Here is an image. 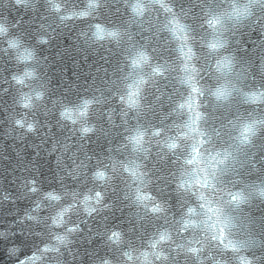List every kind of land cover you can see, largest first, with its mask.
Instances as JSON below:
<instances>
[{
    "label": "snow or ice",
    "instance_id": "1",
    "mask_svg": "<svg viewBox=\"0 0 264 264\" xmlns=\"http://www.w3.org/2000/svg\"><path fill=\"white\" fill-rule=\"evenodd\" d=\"M12 2L19 8L30 7L28 0ZM42 8L44 19L39 12L35 17L39 25L48 20L54 21L48 28L75 20L88 22L87 32L81 34L86 44L103 48L106 40L109 45L115 41L119 49L111 78L104 73L107 91L101 96L104 107L119 101L112 112L123 110L121 123L110 116L106 121L101 108L95 127L76 128L77 120L72 119L74 127L68 131L73 113L88 123L93 119L89 109L95 113L101 104L87 86L83 94H62L64 107L52 118L81 142L97 135L109 144L117 139L121 143L101 149L103 156L94 151V163L88 157L76 170L62 171L59 185L55 176L46 187L35 177L25 180L23 195L35 204L17 221L19 230L0 231L9 260L37 264L50 259V254L61 259L63 250L52 243L53 237L56 245L71 247L69 236L77 240L85 235L89 222L103 216L105 231L92 242L104 240L114 256H93L99 264H112V259L138 264L146 258L147 252H137L135 236L148 241L141 246L154 250L152 258L159 264L182 260L184 264H264V256L255 252L251 258L241 255L256 246L247 236L264 242V40L254 43L250 53L244 36L250 28L264 33V0H42ZM39 25L25 27L22 21L0 19V100L12 96V103L27 115L36 113L34 102L51 94L37 59L51 38ZM209 36L214 37L212 42ZM25 46L33 49L26 53L33 60L27 67L33 70L18 74L23 62L17 59L13 74L7 66L13 50ZM101 60L108 63L111 56ZM24 87L30 92L13 95ZM14 126L27 133L41 130L39 123L23 117ZM110 153L119 154L121 162L113 164ZM253 176L259 183L250 181ZM67 179L73 181L71 186ZM77 185L79 190L68 191ZM12 200L0 196V202ZM81 203L86 217L74 220ZM45 207L48 215L41 212ZM130 208L142 209L141 222L137 229L132 221V236L126 240L127 226L117 225L116 220H123V212ZM27 244L35 247L21 258Z\"/></svg>",
    "mask_w": 264,
    "mask_h": 264
},
{
    "label": "water",
    "instance_id": "2",
    "mask_svg": "<svg viewBox=\"0 0 264 264\" xmlns=\"http://www.w3.org/2000/svg\"><path fill=\"white\" fill-rule=\"evenodd\" d=\"M247 3V0H245ZM30 7L19 8L14 6L12 0H0V19H4L10 23L22 21L24 26L35 22L39 25V21H36L35 17L37 12L40 13L41 19H44V9L42 8V0H28ZM189 5L185 3V8ZM227 6H225L226 8ZM75 10V9H73ZM82 10V9H81ZM199 8L195 11L199 12ZM225 9H221L223 12ZM207 11V9H205ZM70 14V13H66ZM95 20L92 21L93 25ZM255 21H253L254 23ZM54 21L48 20L47 24L39 25V27L45 28L49 32L51 38L50 44L44 46L37 53V59L41 63L43 72L40 73L42 76L47 77L48 89L51 93L45 99V101L34 102L36 107V113L33 115H27L25 110L19 105L12 103V96H5L0 100V196H11L12 201L0 202V231H8L11 228H17L19 225L17 221L23 217V215L31 208L35 201H29L23 195V184L25 180H31L33 177L38 182H42L43 186L46 187L48 184L53 183V177H56V183L59 185V179L61 173H67L77 169V166L81 162H87L88 157H92L93 163L96 157L92 155L95 151L100 156L104 155L101 149L107 151V149L117 147L121 141L114 140L110 144L100 136L92 135L91 140L84 139L82 142L78 139H73L68 136V131L73 129L71 124L72 119L77 120L76 128L84 126L95 127V120L98 119L96 113L101 108L107 114L105 119L111 117V120L116 124H120L122 120V109L120 112H112L113 108H119V101H117L111 107L103 106L104 97L101 96V91H107L103 88V84L106 83L104 80V73H109L111 78L113 66L118 59L119 49L116 47V42L113 41L111 45L106 40L103 48L97 46L95 48L90 47L83 40L82 33L87 32L88 22H82L80 20L67 22L64 26L56 25V28H48V24H53ZM227 27V25H225ZM243 27V24L241 25ZM59 29L58 31L56 29ZM35 32L37 29H30ZM239 35V33H237ZM245 40L249 47V52L254 51L252 45L264 40V33L258 32L255 29H249L244 34ZM80 37V39H77ZM49 38V37H44ZM213 36H209V42H212ZM219 39H225L224 36H220ZM83 45V47H82ZM31 47L25 46L13 50L12 56L13 61L8 63V67L13 70V74H17L15 69L18 65L15 63L17 59L23 63L20 65V71L18 74L22 75L25 71H32L33 69L27 67L28 64H32L33 60L28 58L26 53L31 52ZM230 55V53H225ZM111 56V61L106 63L101 60V57ZM256 59V57H253ZM46 61V62H45ZM2 63V61H0ZM260 67V65H257ZM247 70V69H246ZM39 72V70H37ZM7 75V74H6ZM258 79V77H257ZM31 87H35L31 81L27 82ZM85 86L95 92L96 96L101 100V104L97 106L96 112L93 113L89 109L90 115L93 117L88 123L80 122L77 114L73 113L69 120L68 131L64 130V124L58 123V120H54L53 115L58 117L59 111L64 107L62 104L63 95L68 93L80 92L81 94L85 91ZM94 86V87H93ZM4 87L7 88V83H4ZM18 86L13 85V88ZM30 92V87H24L22 91L13 92V95L23 96ZM91 97H84L81 95V99H90ZM60 105L59 108L57 105ZM38 105V107H37ZM246 107V106H245ZM11 109V111H9ZM243 111V108L241 109ZM38 113V115H37ZM24 118L28 123H39L41 130L39 132L27 133L26 129L21 130L14 126V122L17 119ZM123 131V129H120ZM55 133V135H53ZM115 135V132L113 133ZM57 141H60L59 145ZM99 141V142H97ZM219 150V149H218ZM113 164L121 162L119 154H109ZM135 163H140L139 160H135ZM59 165V168L57 167ZM70 165V167H69ZM196 165L192 168V171L196 170ZM87 171V169H84ZM251 182L259 183L255 180V177L250 178ZM65 183L69 186L72 185L73 181L67 179ZM62 187V185H61ZM79 185L75 189L69 187L68 191L79 190ZM51 190V189H48ZM87 192V189L84 190ZM82 199V197H78ZM91 205H88L90 207ZM80 214L74 215V220L83 219L86 217L84 212L85 205L80 204ZM43 215H48L45 209H42ZM41 212L36 213L37 216L41 215ZM142 212V209L130 208L123 212L124 219L116 220L117 225H126L124 231L129 233V239L132 236V221L135 222L137 229H139L140 217L138 213ZM111 213H109L110 215ZM121 213L117 211V216ZM131 217V221L129 220ZM104 217L101 216L95 223L89 222L88 227L84 230L85 235L80 236L77 240H73L72 236L68 239L72 240L71 247H65L64 245H56L54 237L52 243L63 250L61 259L56 258V254H50V259L46 257L42 261H37V264H99V259L93 260V256H107L112 258L114 254L110 249L105 248V241L100 239L98 243L92 242L99 238V236L105 231ZM112 226L109 225V228ZM99 230V231H97ZM91 231L92 235L87 236V232ZM57 234L63 235L61 230H57ZM151 231L148 233L151 236ZM136 240L135 247L138 253H148V256L141 257L138 264H159L152 258V251L149 248L142 247L141 244H147L148 241L141 242L138 236L134 237ZM249 241L255 240L256 246L249 247L247 250L242 251V256L251 258L250 254L255 252L258 256H264V249L261 248V242L258 236L252 235L246 237ZM39 245V240L36 241ZM42 247V245H40ZM6 245L0 244V264H16L15 259L9 260L6 253ZM34 245L27 244L21 253V258L24 255H30L34 249ZM127 250V249H126ZM159 251V249L155 250ZM87 252V255H86ZM73 253L78 255L73 256ZM63 254H66V259L63 258ZM112 264H122L118 259H112ZM181 264H184L183 260Z\"/></svg>",
    "mask_w": 264,
    "mask_h": 264
}]
</instances>
